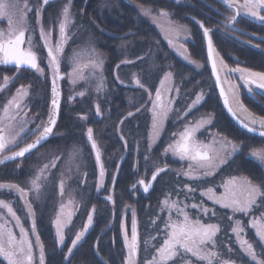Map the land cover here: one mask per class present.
I'll return each mask as SVG.
<instances>
[{
	"label": "trees",
	"instance_id": "trees-1",
	"mask_svg": "<svg viewBox=\"0 0 264 264\" xmlns=\"http://www.w3.org/2000/svg\"><path fill=\"white\" fill-rule=\"evenodd\" d=\"M66 2L59 0L46 7L47 23L51 18L56 23L55 19L60 17L55 4L63 10ZM142 7L150 9L152 15L166 13L177 25L188 30L190 38L185 43L186 50L190 58L203 67V73L178 58ZM70 14L77 34L74 32L76 39L69 43L68 52L84 44L95 48L103 58V70L93 67L95 60L84 58L80 62L82 74L84 77L105 73L101 78L106 83L103 87L106 85L107 88L92 89L83 98H75L76 90L83 87L79 81L73 85L72 93L64 89L62 112L52 138L36 154L25 159L22 169L14 165L11 171H0V183L11 182L28 191L32 179L49 165L38 181L41 185L39 196L34 194L33 197L31 190L33 196L30 197L31 204L36 207L35 230L43 245L45 264H127L129 250L125 238L129 228L132 231L134 219L138 234L134 263L149 264L157 256V248L169 231L166 227L169 209L162 204L166 198L177 202L191 218L220 226L215 237L216 248L208 246L218 253L213 264L222 261L258 264L264 261V243L250 224L252 219L260 217L264 207H255L249 215H234L230 221L228 216L233 215L230 209L216 206L207 196L201 195L207 188L220 193L225 180L232 177L247 178L264 190V165L251 155L253 150H264V138L241 129L223 108L208 66L203 33L204 28L209 29L216 53L231 69L240 67L264 73V25L243 16H239L235 23L230 22L228 18L235 14L234 10L221 0H72ZM247 42L255 45L250 47ZM45 55V51H41L42 59ZM126 60L132 63H124ZM63 71L66 73L68 69L63 67ZM169 72L180 87L179 95L171 116L156 138L151 103L160 82ZM134 77L144 87L134 84ZM25 80L33 90L41 83L37 75H30ZM47 84L49 92V81ZM199 94L203 95L204 102L197 105ZM244 100L254 114L264 117V97L255 100L246 95ZM97 105L100 106V115L96 114ZM209 118L201 137L210 138L211 132L238 144L240 150L212 175L189 179L183 174L188 170L189 162L178 160L171 152L165 155L164 149L174 142L185 126ZM88 128H92L93 140L102 152V155L99 153L105 176L102 184L101 169L92 141L88 139ZM165 165L167 170L158 176L152 191L145 195L137 186L138 182L148 181L157 167ZM61 180L68 181L67 190L80 206L77 217L66 229L63 244L58 242L53 226L60 202ZM185 185L195 191L189 192ZM9 195L11 197L4 199L15 200L17 217L31 231L29 221L21 211L19 197L13 193ZM262 200L264 198L257 205ZM193 203L210 209L208 215H203L199 208H192ZM89 215L92 216L90 224ZM171 217L177 218L176 210L171 211ZM235 219L243 222L241 236L253 245L256 260H252L237 242L232 232ZM85 225L87 231L69 254L72 240ZM182 255L190 264H207L190 253ZM0 264L5 263L0 260ZM167 264H181V261L174 257Z\"/></svg>",
	"mask_w": 264,
	"mask_h": 264
},
{
	"label": "snow or ice",
	"instance_id": "snow-or-ice-1",
	"mask_svg": "<svg viewBox=\"0 0 264 264\" xmlns=\"http://www.w3.org/2000/svg\"><path fill=\"white\" fill-rule=\"evenodd\" d=\"M229 9L234 10V15H231L228 20L232 23L236 22L237 16L241 12H244L247 15H250L254 18H257L261 21H264V0H243V3H240L239 0H221ZM43 3L47 5L49 0H43ZM145 15H150L151 10L141 8ZM31 11L27 0H14L12 3H5L4 0H0V18L7 17L8 20V31L4 32L0 30V64H13L17 69L21 67H26L27 69L35 70L41 75L44 74V69L40 67L38 62V56L33 50L31 38L29 37L27 41V47H24L25 41V31H26V20L25 17L27 12ZM161 15H167L164 12H161ZM37 24H40V10L37 9ZM15 17V19H13ZM63 19L59 22V35L60 38L57 41L55 48L52 47L51 40V30L45 32L43 26L40 29L41 39L44 41V47L48 50V67L51 69L54 78H62L59 76L60 73V54L63 53L64 45L68 39L66 35V29L70 24L73 23L72 17L70 14V5H65L62 11ZM204 28V25H200ZM183 27V26H180ZM177 33L179 29H176ZM205 37L209 36V29L204 28ZM208 48H209V58L212 57L213 47L212 40L209 37L208 39ZM94 52V49L92 50ZM186 51V50H185ZM81 53H74L71 58V63L73 65L72 72L69 73L70 77H75L76 79H83L82 68L83 65L80 63ZM187 58V57H186ZM124 63H132V61H123ZM195 63V61H190ZM220 70L227 68V65L224 64L223 60L219 61ZM103 60L99 57L96 58V61L93 63V67L100 69L102 68ZM199 67V65H197ZM230 71H241L246 70L241 69H232ZM217 73L216 61H213V74ZM172 74L169 72L165 75V80H167ZM241 78H244L243 76ZM9 78L4 77L5 83H7ZM133 82L138 87H144L139 79L133 78ZM217 82H219V76H217ZM75 83V79H73ZM164 81H161L163 85ZM55 84V79H54ZM245 84H255L257 88L264 89V73L258 72H249L248 77L245 79ZM102 88V82L97 87V91H100ZM251 91V89H249ZM53 110L49 114L48 122L43 127V131L37 136L35 143H29L25 147L21 148L19 151L13 152L11 155H6L0 159V164L5 163L6 161L15 160L17 157H23L25 153L30 152L32 149L36 148L41 141L47 138L48 134L52 132V126L55 125L56 119V109L58 108V100L56 96L58 95L57 89L54 86L53 89ZM229 91L232 93L235 98V103L239 106V109L245 114V119L241 121L242 127L246 128L248 132H257L256 125L259 126L258 134L261 137H264V118L256 117L244 107L242 102L239 100L238 93L232 90L230 87ZM18 96L13 97L9 101V106L14 105L16 108L20 107L19 99L22 96L27 95V90L21 86L17 90ZM78 95L83 96L84 92L78 93ZM221 95H224L223 89L221 90ZM151 96V94H150ZM201 99L200 96H197L196 102H199ZM170 103V102H169ZM225 106L228 107V110L236 115L234 109L230 106L229 100L225 97ZM156 108H160V111H155ZM153 135L158 138L160 132L162 131V121L167 115L166 106L161 102V92L159 89L156 91V99L153 101ZM9 107L5 106L4 113L7 117ZM96 114L100 115V106H96ZM131 115V113H129ZM82 119L84 117H81ZM10 119H14V116ZM3 118H0L2 121ZM208 120H201L195 124V126H185L183 132L179 134V139L169 143L168 147L164 149V154L167 155L169 152L173 156L178 157L180 160H187L190 163L188 164V170L183 174L189 179H199L200 175L209 176L212 175L215 169L224 163L227 162V159L234 153L240 150V146L234 143L231 140L224 139L222 142L213 141L211 144H204L196 138V132L206 123ZM3 133V128H0V152H3L6 144L9 143L6 140ZM88 139L92 141V148L97 149V145L93 140V130L88 128L87 130ZM175 135V134H174ZM14 139V137H13ZM251 155L261 162H264V150L257 151L253 150ZM147 159V157H146ZM97 161H99V151L97 150ZM52 166H55L53 164ZM49 165H45L43 169L40 170V175L44 174L45 169ZM167 170V166L157 167L152 174V180L155 181L157 176ZM201 170H203L201 172ZM40 175L36 176L31 181L32 190L37 193L39 196L41 185L38 183L40 180ZM103 169H101V184L103 182ZM139 183L144 186V191L147 192L150 183L146 184L144 180H140ZM8 187L9 189H16L23 194V189L19 188L17 185H2L0 188ZM99 187V186H98ZM135 187V185L133 186ZM189 192L195 191L194 188L185 185ZM224 192L219 196L216 195L212 188H207L205 192H201L202 196H207L208 199L212 200L214 204H218L221 208L230 209L232 214L228 216V219L233 220V216L236 213H243L244 215H249L252 212L254 206L264 207V200L261 201L260 205H257L258 198H264V190L256 184H253L252 181L247 178H243L242 182L237 185L236 178L228 181L223 185ZM60 193L64 194V181L60 182ZM111 199V197H108ZM74 201L69 197L68 205L61 206V215L67 218L71 217V211H66L72 205ZM162 204L169 209V221L166 227L169 231L166 233V238L164 239L162 245L157 248V256H154L152 261L149 264H167L169 260H172L174 257H179L181 264H190L189 261H186L183 254L190 253L192 256L196 257L198 260L206 261L207 264H213V259L218 258V253L211 249L216 248V239L217 233L220 231V226L211 222H204L200 218H191L189 214L184 210V208L178 207L177 202L170 201L166 198ZM0 207L6 208L8 213L17 220L19 224V218L16 217L13 209L7 204L4 200H0ZM29 213H31V205L27 204ZM192 208H199L203 215H208L210 209L203 207L202 204L193 203ZM176 210L177 218L173 219L171 217V211ZM212 215H215V211H212ZM182 217V219H180ZM92 221V216L89 215L88 222L89 224ZM66 220H62L60 216L56 220V235L58 237V242L63 244L64 234L63 227L66 223ZM251 227L256 230V235L259 237L261 242H264V212L260 214L258 219H252L250 221ZM34 230V229H33ZM87 231V225L84 226V230L78 232L75 235V239L72 240V247L68 249V253H72V249L76 247L77 243L81 240L84 235V232ZM232 232L236 235L237 242L240 244L241 249L249 256L252 260H256V253L253 250V245L249 243L246 239L241 236V233L244 232L243 222L240 219L234 220V226H232ZM22 239L17 241L11 230H9L4 224H0V256H3L8 264H23V259L26 258L29 264H31L32 254H31V242L27 241L23 237L26 236L23 228H21ZM37 244L40 246V259L41 264H43V245L39 243V237H37ZM211 245V249L208 247ZM129 248L130 257L134 256L137 251V233L135 227V219L133 220L132 228V242L127 245ZM14 257H16L14 259ZM131 264V261H130ZM221 264H229L228 261H222ZM258 264H264V261L258 262Z\"/></svg>",
	"mask_w": 264,
	"mask_h": 264
},
{
	"label": "rangeland",
	"instance_id": "rangeland-1",
	"mask_svg": "<svg viewBox=\"0 0 264 264\" xmlns=\"http://www.w3.org/2000/svg\"><path fill=\"white\" fill-rule=\"evenodd\" d=\"M4 2L5 3H12V2H14V0H4ZM21 2H22V0H21ZM33 2H34V4H33ZM42 2H43V0H27V3L29 5V7L31 8V11L27 12V14L30 13V16H27V18L25 17L26 25H27L26 30L30 34L33 50L37 54H41V51H44V50L46 51V48L44 47V42L41 39V35H40L41 26H43L45 32H48L49 30H51L50 43H51L52 47L55 48V45H56L57 41L60 38V35H59V22L63 19V17H62V11L63 10L62 9L60 10L59 5L55 4V5H57V7L59 9V12H60V14H59L60 17L58 18V20H57V18L55 19L56 23L53 22L52 18H51V22L47 23L46 20H45L46 17H45V15L43 13L42 15L40 14L41 15L40 24H37V19H36V14H35V5H37V4H41L42 5ZM71 3H72V0H67L66 5H70L71 6ZM39 8H41V6L36 8V10L39 9ZM43 15H44V17H43ZM42 17H43V19H42ZM149 17H150L149 20L150 21L152 20V23L157 27L158 31L162 32V34L165 37L169 36V35L170 36L172 35V36H175L176 39H178L177 41H175V46H174V51L178 54V56H182V57H185V58L187 57L189 59L190 56H189V54H188V52L186 50V46H185V43L189 40V32H188V30L186 28H184V27H180L179 25H177L172 20L171 16L168 17L167 15H161V14H159V15L158 14H153V15L150 14ZM250 17H252V16H250ZM252 18H254V17H252ZM13 19H15V17H13ZM7 20H8L7 17L0 18V30H2L4 32H7L8 28H9ZM176 29H179L178 33H177ZM74 32H75L74 25L72 23L66 29V35H67L68 39H67V41H66V43L64 45L63 53L60 54V62H61L62 66L65 69H68V72L66 73L67 74V77H66L67 80L65 82V83H67L66 84V88L68 89V92L70 91V93H72V84H75L76 82L79 81L80 86H83V87H82V89L76 90L75 98H77V97L78 98H83V97H85L87 95L86 93L92 91V89H97L98 86H93L92 83L101 84V82H102V88L101 89H103V88L106 89L107 86L105 85L106 87L105 86L103 87V83H105V81L101 78V75H102V77H104L103 75L105 73H101L100 72L101 74H98V73L97 74H92V75L88 74V75L84 76L83 80L82 79L81 80L80 79H76L75 77H70L69 76V73L72 72V68H73V65L71 63V58L73 57L74 53H81L80 62H82V60H84V58L96 61V58L99 57L100 59L103 60L102 56L96 51V49L89 47L88 44L87 45L84 44L85 46L83 45L81 47H78L75 50H72L71 52H68L69 43L72 42V40L74 38L76 39V34L77 33L75 32L76 34H74ZM27 46L28 45L26 44V47ZM93 49H94V52L92 51ZM41 60H42V63H43L42 67L44 68V76L43 77L41 76V81L44 82V79H47V81H49V84L51 85V81L53 79H56V78H54L51 69L48 67V54L46 55V57L44 56V59H41ZM217 60H218V57H217ZM218 68H219L220 74L222 75V82L224 84V87L228 90V93L232 96V98H234L232 93L229 91L230 87L232 88V85L229 83L228 80L225 79V75H227V68L221 71L220 70L219 60H218ZM102 70H103V67H102ZM245 75H248V74L245 73ZM5 76H7L9 78V80L7 82L8 84L13 82V81H14V83H13L12 86H10V88L7 91H3V92H5L4 94L0 95V118H3V120L0 121V127H10L11 129L13 128V130H12V135L13 136L18 135L20 132L24 133L26 130H29V132H27V133H28V135L31 136V138H33L37 134V132L41 129L43 124H44V117H45V114L47 112H46V110L45 111L42 110V112L40 114V111H41V106H42L41 102L44 101V99L46 98V95L48 93L47 87L44 84L41 85V83H40V86H38L39 88L33 90L31 88L30 84H28V83L26 84L25 82L21 83V81H23L25 76L24 77L16 76L14 78L12 75H8V74L2 75L0 73V92L2 90L1 86L3 84H5V81H4V77ZM18 78H20V80ZM14 79H16V81ZM73 79H75V83H73ZM84 85H87V87L85 88ZM21 86H23V88L27 90L28 94L25 95V96H22L19 99V102H20V107L19 108H14V105L9 106V101L12 100L13 97H17L18 96L17 90L20 89ZM90 86H91V88H90ZM164 87L166 88L167 85L165 84ZM50 90H51V87H50ZM61 90H62V86H61ZM232 90H233V88H232ZM80 92H84V95L83 96L78 95V93H80ZM174 97H175V95H174ZM162 99L163 98H162V95H161V102H163ZM163 104L165 106H167L166 107V109H167L166 117H168L169 116V104L168 103H166V104L163 103ZM230 104H231V107L236 112L237 117L241 121L244 120L245 119V114L239 109V107L237 106L235 101L231 100ZM5 106L9 107V111H8L7 117H5V113H4ZM29 110H30V112H29ZM155 111L159 112L160 108H156ZM37 113H39L40 115L39 114L36 115ZM13 116H14V119H10ZM163 122H164V119L162 121V126L164 127V123ZM254 127H256L257 130L259 131V126L258 125L254 126ZM209 135H213L211 137L213 139V141L214 140L217 141V142L224 141L223 138H219V137L215 136V134H211V132H209ZM177 139H179V137ZM199 141L204 143V144L207 143L205 140H200L199 139ZM72 154H73V152H72ZM37 157H39V155H37ZM262 163L264 164V162H262ZM18 167H19L18 169H22L23 168L21 165L18 166ZM202 171L203 170H201V172ZM103 179H105V176L103 177ZM241 180H243V179H241ZM67 184H68V181L65 180V183H64V194L61 195V193H59V195H60L59 196V200H60L61 206L62 205H68L69 197H71V199L74 201L73 195H71L69 193V189L67 190V188H68ZM239 184L237 183V185H239ZM2 185H6L7 186V185H14V184L13 183H4ZM29 185H30V188H31L32 187L31 183ZM30 188L27 189L28 191H24L23 190V194H22L20 191H17L16 189H9L8 187H4V188H0V194L1 195H4V194L7 195L8 192L9 193H13V194L15 193L20 198L22 204L24 205V207L29 212L27 204L28 203L31 204V202H30V199L27 200V196L30 195V197H32L34 194L35 195L37 194L35 191H33ZM31 190H32L33 195L31 193ZM35 195L33 197H35ZM259 199H261V198H259ZM32 207L33 206L31 205V213H29V218L26 217L25 219H27L29 221V225H30V228H31V232H30L31 235H29L31 237L29 238V241L31 242V245H32V249L31 250H33L32 262H33V264H41V259H40L41 249H40L39 245L37 244V238L35 236V234H36V231H35V227H36L35 226V215L36 214H35L34 209ZM75 210H76V204L75 203H73L72 205H70V207L68 209H66V211H71V215L73 214V212H75ZM235 215H236V217H239L240 213H236ZM0 216H2V215H0ZM58 216H60L62 220H66L67 221L64 224V227H63V234H64L65 227L67 226L70 218H67V217L61 215V207H60V210L58 212L57 217ZM57 217L55 216L54 221H53V226H54L55 232H56V220H57ZM1 219H2V217H0V222H2V224H4L7 227L8 224H5V223H7V221L3 220V219L1 220ZM25 219H23V220H25ZM14 224L16 225V221L14 222ZM125 239H126V244L127 245L131 244V242H132V231H131L130 228H129V234L127 235V238H125ZM18 241H20V238H19ZM33 243H36L38 245V248H39L38 250L36 249V247L33 248ZM39 243H40V241H39ZM127 249L129 250L128 246H127ZM134 256L130 257V255H129V258H128L129 259V261H128L129 263L131 261V264H135L134 263ZM24 260H26V258H24ZM44 262L45 261H44V254H43V264H45Z\"/></svg>",
	"mask_w": 264,
	"mask_h": 264
},
{
	"label": "flooded vegetation",
	"instance_id": "flooded-vegetation-1",
	"mask_svg": "<svg viewBox=\"0 0 264 264\" xmlns=\"http://www.w3.org/2000/svg\"><path fill=\"white\" fill-rule=\"evenodd\" d=\"M239 2L240 3H243V0H239ZM33 4H34V2H33ZM40 6H41V8H39V10H40V14L42 15L43 13H44V15H45V10H46V7L45 8H43L42 7V5L40 4ZM40 6H38V7H40ZM36 12H37V10H36V8H35V14H36ZM41 15H40V21H41ZM44 15H43V17H44ZM27 16H30V13H28L27 15H26V18H27ZM240 17H248L249 19H251L252 21H254V22H258V23H260L261 25H264V21H261V20H259V19H256V18H252V17H250L249 15H247V14H245L244 12H241L240 13V15H239ZM239 16H237V18L239 17ZM43 17H42V19H43ZM36 19H37V16H36ZM237 20V19H236ZM25 33H26V43H25V45H24V47H26V44H27V41H28V39H29V37H30V34H29V32L26 30L25 31ZM159 33H161V35H162V37H163V39L166 41V42H168V44H169V46L173 49V51H174V46H175V41H177L178 39H176V37L175 36H164L163 34H162V32H159ZM203 33H204V30H203ZM210 35V34H209ZM190 38V37H189ZM204 38H205V35H204ZM211 38V37H210ZM236 40H239L238 39V37L236 38ZM44 42V41H43ZM246 44H248L250 47L251 46H254L255 44H253L252 42H247ZM205 45H206V39H205ZM212 46H213V51H214V57H215V61H216V66H217V69H218V73H219V75H220V78H221V81H222V75L220 74V71H219V68H218V60L220 61V60H222L221 59V57H220V55H218V53H216V51H215V49H214V45H213V42H212ZM206 48V57H207V62H208V66H209V68H210V73H211V77H212V79H213V82H214V84H215V86H216V83H215V79H214V76H213V73H212V70H211V67H210V64H209V59H208V54H207V45L205 46ZM176 53V52H175ZM37 54V53H36ZM177 54V53H176ZM46 55H47V53H46ZM45 55V56H46ZM37 56H38V62H39V64H40V67H42V57H41V54H37ZM177 56H178V54H177ZM218 57V60H217V57ZM178 58L179 59H181V60H183L184 61V63H186V64H189L191 67H194L196 70H199L201 73H203V67H201L198 63H191L190 61H193L191 58H185V57H182V56H178ZM223 62H224V64H226V62L223 60ZM197 65H199V67L197 66ZM227 65V64H226ZM43 68V67H42ZM44 69V68H43ZM232 69H241V70H246V71H244V72H241V71H230V70H232ZM230 68L228 65H227V75H225V79L226 80H228L229 81V83L232 85V88H233V90L236 92V93H238V97H239V100L242 102V104L244 105V107L248 110V112H250V113H252L254 116H256V117H260V116H257L256 114H254L247 106H246V103H245V98H246V95L247 96H249V97H251V98H254L255 100H259V98L261 99V98H263L264 97V89H261V88H257L256 87V85L255 84H245V79L248 77V75H245V73L246 74H248L249 72H258V71H253V70H249V69H243V68ZM60 70H61V74L64 76V78L61 80V86H62V101H61V106H60V113H59V118H58V122H59V119H60V115H61V112H62V103H63V100H64V93H65V91H68V89L64 86V84H67V83H65L66 82V80H67V72L65 73L64 71H63V66H62V64H61V62H60ZM0 73L2 74V75H4V74H8V75H12L14 78L16 77V76H22V77H24L25 76V78L24 79H26L27 77H29L30 75H37L39 78H40V80H41V76L43 77L44 76V74L43 75H41L40 73H38V72H36L35 70H29V69H22V68H20V69H17L16 67H6V66H1L0 65ZM259 73V72H258ZM244 77V78H241V77ZM19 80H20V78H18ZM23 79V81H21V83H24L25 81H27V80H24ZM15 81H16V79H14ZM18 80V81H19ZM162 81H164V83H163V85L161 84V82H160V85H159V87H158V89L160 90V92H161V95H162V103H168L169 104V116L168 117H165L164 118V122L171 116V113L173 112V110H174V108H175V101H177L176 99H177V97L176 96H178L179 95V89H180V87L178 86V85H176V82H175V79H174V76L173 75H171L167 80H165V78H163V80ZM167 82V83H166ZM13 83H14V81L13 82H11V83H5V84H3L1 87H2V90H1V92H0V95H2V94H4L5 92H3V91H7L9 88H10V86H12L13 85ZM26 83V82H25ZM71 83V82H70ZM27 84V83H26ZM48 85L47 84V79H44V82H42L41 81V85ZM76 84V83H75ZM75 84H72V92H73V85H75ZM167 85V87L165 88L164 87V85ZM222 84H223V82H222ZM44 86V87H45ZM223 86H224V84H223ZM50 87H51V85H50ZM50 87H49V92L47 93V95H46V98L44 99V103L43 102H41L42 103V106H41V111H40V114H41V112H42V110L43 111H45L46 109H47V113H46V115H45V117H44V124H43V126L41 127V129L37 132V134L33 137V138H31V136L30 135H28V133L27 132H29V130H26L24 133H19L18 135H16V136H13L12 135V130H13V128L11 129L10 127H0V128H3V135H5V138H6V140H8L9 141V143H7L6 144V147H5V149H4V151L3 152H1V154H0V159H2L4 156H6V155H11L13 152H16V151H19L21 148H23V147H25L27 144H29V143H32L36 138H37V136L41 133V131L43 130V127H44V125H45V122H46V119H47V117H48V113H49V107H50V96H51V90H50ZM64 89H65V91H64ZM216 89H217V86H216ZM224 89H225V91H226V94H227V97H228V100H229V104H230V102H231V100L232 101H235V98H232V96L228 93V90L224 87ZM249 89H251V91L249 90ZM217 92H218V95H219V98H220V100H221V103H222V98H221V96H220V94H219V91H218V89H217ZM174 95H175V97H174ZM199 96L201 97V99L199 100V102H196V104L197 105H200V104H202V102H204L203 100V95H201V94H199ZM49 99V100H48ZM155 99H156V94H155V96H154V98H153V100H152V103H151V108H152V112H154V109H153V101H155ZM46 101H48V107L46 106ZM46 102V103H45ZM170 102V103H169ZM195 106V105H194ZM222 106H223V108L225 109V107H224V105H223V103H222ZM230 106H231V104H230ZM238 106V105H237ZM33 107V106H32ZM31 107V108H32ZM167 107V106H166ZM239 107V106H238ZM14 108H16L15 106H14ZM32 110V109H31ZM158 111V110H157ZM29 112H30V110H29ZM39 113H37L36 115H38ZM39 114V115H40ZM35 115V116H36ZM237 116V115H236ZM261 118H264V117H261ZM153 122H154V117H153ZM163 122V123H164ZM58 124V123H57ZM207 124L208 123H206V124H204L197 132H196V138L199 140H205L207 143L206 144H211L212 143V141H213V139L211 138H204V137H201V134L204 132V129L207 127ZM189 126V125H188ZM192 125H190V127H191ZM193 126H195V125H193ZM56 127H57V125H56ZM56 129V128H55ZM54 132H55V130H54ZM54 132H53V135H54ZM27 133V134H26ZM52 135V136H53ZM215 136H217V137H219V138H221L220 136H218V135H215ZM13 137H14V139H13ZM179 137V134L177 135V137H176V139H174L175 141L176 140H178L177 138ZM201 137V138H200ZM52 138V137H51ZM44 147V145L41 147V148H43ZM41 148H39L38 150H36V151H34V152H32V153H30V154H28V155H26L25 157H23V158H21V159H19V160H17V161H19V162H17V161H6L5 163H3V164H0V171H11L12 169H14L15 167H13L14 165H17V168H19L18 166H22L23 167V165L22 164H25V159L27 158V157H29L30 155H33V154H36V152H38ZM98 150V149H97ZM99 151V150H98ZM101 155H102V152H99ZM237 153V152H236ZM235 153V154H236ZM99 154V155H100ZM234 155V154H233ZM233 155H231V156H233ZM230 156V157H231ZM175 158H177L178 160H180L178 157H176V156H174ZM255 158V157H254ZM257 159V158H256ZM258 160V159H257ZM24 161V162H23ZM184 163H187V162H189V161H187V160H182ZM227 161H228V159H227ZM99 162L101 163V161H100V156H99ZM16 163H18V164H16ZM190 163V162H189ZM227 163V162H226ZM226 163H224V164H222V165H219L216 169H215V171H217L218 169H220L221 167H223ZM261 164L262 165H264L262 162H261ZM20 170V169H19ZM214 171V172H215ZM233 178H236V184L238 183H240L242 180L241 179H243V178H241V177H232V178H227L226 180H225V183L224 184H226L228 181H230V180H232ZM149 181V180H148ZM147 181V182H148ZM7 183H11V182H7ZM0 184H4V183H0ZM14 184V183H13ZM223 184V185H224ZM15 185V184H14ZM223 185L221 186V192L220 193H216L215 191V193H216V195L217 196H219L220 194H222L223 192H224V188H223ZM139 188H140V185H137ZM24 190V189H23ZM140 190H141V188H140ZM25 191V190H24ZM28 193V192H27ZM11 197V195H9V192L7 193V195H1L0 194V200H4L7 204H9V206L13 209V211L15 212V214H16V211H15V200H13V199H8V200H5L4 199V197L6 198H8V197ZM14 196H17L15 193H14ZM18 197V196H17ZM20 199V198H19ZM30 199V195L29 196H27V200H29ZM259 198L257 199V204H258V202H259ZM21 201V200H20ZM75 203V202H74ZM21 204H22V202H21ZM28 204H30V203H28ZM76 204V203H75ZM30 205H32V204H30ZM216 206H219L218 204H215ZM33 206V205H32ZM60 207H61V204H60V202H59V205H58V210H57V213H56V217H57V215H58V212H59V210H60ZM220 207V206H219ZM256 206H254L253 207V209L255 208ZM34 210H35V208H34V206L32 207ZM79 209H80V206H78V205H76V210H75V212H73V214L71 215V217H70V219H69V222H68V224H67V226L65 227V232H64V234L66 233V229L70 226V224L72 223V220H75V218L77 217V215H78V211H79ZM23 213H24V215L27 217V218H29V212L27 211V209L24 207V205L22 204V210H21ZM0 215H2V216H0V217H2V219L3 220H6L7 221V223H5V224H8L7 225V228L9 229V230H11V232L13 233V235L15 236V238H16V240L18 241L19 240V238H20V240L22 239V237L20 236L21 235V228H23V230H24V233L26 234V236H24L23 238L24 239H26L27 241H29V238L31 237V236H29V235H31L30 234V232L31 231H29V230H27L26 229V227H25V224L23 223V221H20L19 220V224H17V220L15 219V218H13L9 213H8V211H7V209L6 208H2V207H0ZM16 217H17V214H16ZM1 219V220H2ZM16 221V225L14 224V222ZM0 224H2V222H0ZM16 228V229H15ZM35 229H36V227H35ZM36 231V230H35ZM80 231H83V228L82 229H80V230H78L77 231V233L78 232H80ZM76 233V234H77ZM35 236H36V238L37 237H39L38 235H37V232H36V234H35ZM39 241H40V238H39ZM30 242V241H29ZM40 244H41V242H40ZM34 247H36V249L38 250L39 248H38V245L36 244V243H33V248ZM40 247V246H39ZM32 249V248H31ZM129 253V252H128ZM31 254H32V256H33V250H31ZM135 255V254H134ZM136 255L134 256V260H136ZM16 257H14V259H15ZM129 258V257H128ZM23 259V263L24 264H29V262L27 261V259L26 260H24V258H22ZM0 260L2 261V262H4L5 264H8V261L3 257V256H0ZM129 261V260H128ZM45 263V262H44ZM31 264H33V262H32V260H31ZM127 264H130L129 262H127Z\"/></svg>",
	"mask_w": 264,
	"mask_h": 264
},
{
	"label": "water",
	"instance_id": "water-1",
	"mask_svg": "<svg viewBox=\"0 0 264 264\" xmlns=\"http://www.w3.org/2000/svg\"><path fill=\"white\" fill-rule=\"evenodd\" d=\"M55 1H57V0H49V3H51V2H55ZM49 3H48V4H49ZM45 6H46V5L43 3V7H45ZM209 37H210V35H209L208 37H205V39H206V45H207V54H208L209 64H210V67H211V70H212V73H213V61H215V57H214V51H213V52H212V57H211V59L209 58V48H208V39H209ZM25 41H26V33H25ZM212 47H213V46H212ZM47 51H48V50H47ZM0 65H1V66H6V67H12V66H13V67H16V66L13 65V64H0ZM21 68H22V69H27L26 67H21ZM30 70H31V69H30ZM59 76L62 77V78H56V79H55V84H54V79L51 81L50 107H49V113H48V117H47V119H46L45 125H46L47 122H48V118H49V114H50V112L53 110V104H52V101H53V91H52V89H53L54 86L56 87V89H57V93H58V95L56 96V99L58 100V108L55 110V111H56V115H55L56 123H55V125L52 126V132H51L50 134H48L47 138L44 139L43 141H41V143H40L36 148L32 149V150H31L30 152H28V153H25V155H24L23 157H25L26 155H28V154H30V153H32V152L38 150L39 148H41L43 145H45V144L51 139V137H52V135H53V132H54V130H55V128H56V125H57V123H58V118H59V113H60V106H61V101H62L61 80L64 78V76L61 74V70H60ZM213 76H214L215 83H216L217 89H218V91H219V94H220V96H221V98H222V103H223V105H224V107H225L226 112L229 114V116L233 119V121H235V123H236L239 127H241L243 130L247 131L246 128L242 127V125H241V120H239V119L237 118L236 115H233V113L230 112V111L228 110V107L225 106V97H227V94H226V91H225L224 86H223V84H222V81H221L220 75H219V73H218V69H217V73H216L215 75L213 74ZM217 76H219V82H217ZM222 89H223V91H224V95H221V90H222ZM227 98H228V97H227ZM45 125H44V126H45ZM42 131H43V130H42ZM42 131H41V132H42ZM247 132H248V131H247ZM249 133H250V132H249ZM251 134H254V135L260 136V135L258 134V131H257V132H252ZM39 135H40V134H39ZM260 137H261V136H260ZM35 141H36V139H35L32 143H35ZM93 150H94V149H93ZM94 152H95L96 157H97V152H96V150H94ZM0 154H1V152H0ZM23 157H17L15 160H11V161H17V160H19V159H21V158H23ZM159 175H160V174H159ZM159 175H158V176H159ZM158 176H157V177H158ZM156 179H157V178H156ZM155 182H156V180L153 181L152 178L150 179L149 183H150L151 186L149 187V190H148L147 192L144 191V186H143V185H141L140 183H138V185L141 186V188H142V190H143V193H145V194H149V193L152 191ZM145 183H146V182H145ZM149 183H148V184H149ZM146 184H147V183H146ZM136 233H137V232H136ZM137 248H138V235H137ZM136 252H137V251H136ZM135 255H136V253H135Z\"/></svg>",
	"mask_w": 264,
	"mask_h": 264
}]
</instances>
